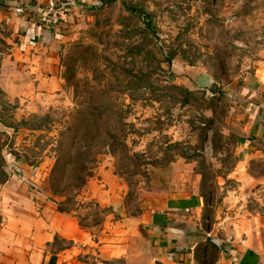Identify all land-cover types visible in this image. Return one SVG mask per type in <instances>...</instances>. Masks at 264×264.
Wrapping results in <instances>:
<instances>
[{
    "label": "rangeland",
    "instance_id": "rangeland-1",
    "mask_svg": "<svg viewBox=\"0 0 264 264\" xmlns=\"http://www.w3.org/2000/svg\"><path fill=\"white\" fill-rule=\"evenodd\" d=\"M169 194L192 198L176 264L264 224V0H0V264L50 221L86 246L124 233L123 257L78 264H166L149 218Z\"/></svg>",
    "mask_w": 264,
    "mask_h": 264
},
{
    "label": "crops",
    "instance_id": "crops-1",
    "mask_svg": "<svg viewBox=\"0 0 264 264\" xmlns=\"http://www.w3.org/2000/svg\"><path fill=\"white\" fill-rule=\"evenodd\" d=\"M14 15L16 16V14L13 13L7 14V16H9L8 19H13ZM31 26L32 24L27 29H30ZM36 27L38 29L36 30L37 33L35 32L33 35L37 36V41L35 43L25 44L24 47L23 45L21 46V50L23 51L21 55L24 58L23 61L29 59L27 56L29 53L27 54V52L29 49L34 47L33 44H40L42 46L43 42L49 43L47 30L40 28L38 25ZM33 58H39V56ZM51 80H53V77L50 78V81ZM254 150L256 153H259L256 148ZM191 199V197H177L176 194H169L165 199L159 202L161 209L157 210L156 213L154 212L157 216L155 215L149 218L151 223L150 230L152 231L151 234L153 235L152 237H155V241L158 240V249L160 248L163 251V253H161V257H156V262L160 261L166 264H176L172 260L174 257L175 261L177 262L179 259L182 260V257L185 256L183 255L180 258L175 256L174 251H171L173 247L169 245V242L180 238L185 239L183 235V228L179 225H182L181 222L183 221L186 222V212L188 213L189 210H191V208H189V205H191ZM108 204L110 205V200ZM61 223V227H56L54 225L55 228L53 227V230L51 226L52 222L50 221V226L43 228L45 230L38 228L36 231L31 233L30 238L25 242V247L28 249L27 254L29 253V261H27L25 264H46L45 262L48 257L45 254V248L47 245L51 244L55 235H61L65 239L71 240L74 244H72L70 248L62 250V259L52 262L50 261L48 264H78L80 261L78 262L77 258L76 260H73V258L77 257L80 252H82V254H99V257L102 255L103 258L107 257V259L111 257L121 258L123 257L121 254L122 251L128 248V245L123 242L126 241L123 236L124 233L117 234L119 237H115L114 243L113 241H110V239L106 241V238H104L103 240L105 241L96 242L90 240L89 245L86 246L88 241L85 235L79 229L74 228L77 234L76 236L75 234L70 233L71 228L69 224ZM84 239H86V241H84ZM227 243L228 244L222 245L221 252L223 253H221V257H219L217 264H264V224L253 227L249 229V231L243 232L239 237L238 235H235L229 241H227ZM176 244L178 245L179 243ZM177 245H175L176 251ZM181 246H184V244ZM93 247L97 248V251H95ZM98 251L101 254L98 253ZM116 253L119 254L116 255Z\"/></svg>",
    "mask_w": 264,
    "mask_h": 264
},
{
    "label": "trees",
    "instance_id": "trees-1",
    "mask_svg": "<svg viewBox=\"0 0 264 264\" xmlns=\"http://www.w3.org/2000/svg\"><path fill=\"white\" fill-rule=\"evenodd\" d=\"M60 10H54L52 8H50L48 11H44L43 12V21L45 24H49L51 22H53L54 20L50 21L48 20L49 18H55V20L57 21L58 19H63L61 15H64L66 13L65 10L59 12ZM57 15H60V17H57ZM28 35H33V32L30 31L27 33ZM28 41L25 44H29V43H35L37 41V36H31L27 39ZM158 264V263H157Z\"/></svg>",
    "mask_w": 264,
    "mask_h": 264
},
{
    "label": "water",
    "instance_id": "water-1",
    "mask_svg": "<svg viewBox=\"0 0 264 264\" xmlns=\"http://www.w3.org/2000/svg\"><path fill=\"white\" fill-rule=\"evenodd\" d=\"M202 88L206 91L209 97H214L218 92L217 83L211 78L205 79Z\"/></svg>",
    "mask_w": 264,
    "mask_h": 264
}]
</instances>
